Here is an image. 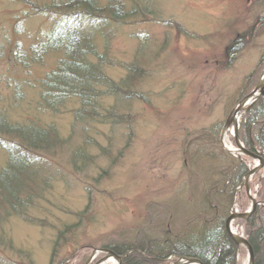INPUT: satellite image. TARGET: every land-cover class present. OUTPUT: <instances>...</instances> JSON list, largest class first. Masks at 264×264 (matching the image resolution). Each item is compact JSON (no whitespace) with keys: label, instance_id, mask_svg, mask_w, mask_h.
Returning a JSON list of instances; mask_svg holds the SVG:
<instances>
[{"label":"rangeland","instance_id":"rangeland-1","mask_svg":"<svg viewBox=\"0 0 264 264\" xmlns=\"http://www.w3.org/2000/svg\"><path fill=\"white\" fill-rule=\"evenodd\" d=\"M121 2L122 11L131 14L108 23V39L97 38L106 54V81L97 86L99 115L91 119L77 117L76 98L59 111L40 109L41 89L30 83L55 67L57 54L46 55L32 72L9 60L12 42L22 41L28 51L59 13H36L33 4L0 0V115L21 124L35 119L53 125L64 139L37 152L44 164L33 172L43 189L31 192L23 214L0 204V264H86L106 245L199 231L216 203L231 210L239 199L234 207L239 212L251 206L244 186L234 191L231 203L220 192L234 166L220 133L264 70V0ZM26 7L29 17L23 18ZM15 26L21 33L13 39ZM261 123L251 125L250 135ZM225 141L236 146L233 135ZM1 144L0 168L8 159ZM260 182L257 200L264 199V177ZM244 222L236 219L233 227L247 235ZM247 257L241 247L235 259L247 264Z\"/></svg>","mask_w":264,"mask_h":264},{"label":"trees","instance_id":"trees-1","mask_svg":"<svg viewBox=\"0 0 264 264\" xmlns=\"http://www.w3.org/2000/svg\"><path fill=\"white\" fill-rule=\"evenodd\" d=\"M13 1L24 2L27 6L34 3L30 0ZM121 3V0H109L106 5L101 4L100 0H52L48 7H42L45 4L41 5V2L37 6L32 5L36 13L58 12L59 19L43 38L40 37L29 46L28 51L22 41L12 42L8 56L9 60L21 64L23 70L32 72L31 69L35 65L43 63L46 55H58L55 67L42 78L30 83L32 87L38 86L41 89V97L38 100L40 109L59 111L69 99L76 98L81 104L76 109L78 118H82L84 114H88L91 119L98 117L99 105L95 98L99 92L98 84L103 85L106 81L103 64L107 59L105 50L99 51L97 38L103 35L108 39L111 31L107 30L108 23L121 22L131 14L129 11H122L124 5ZM67 8L71 11H67ZM27 9L28 7L23 18L29 17ZM16 25L19 27L20 22ZM20 31L15 26L13 39L18 37ZM130 69L134 71L133 66L128 67V70ZM130 77L132 76L129 75L128 78ZM109 83L107 86L111 87V81ZM117 89L122 91L121 88L116 87ZM18 99L21 100V97ZM241 122L240 137L248 148L252 146L249 132L251 125L254 122H262L254 127L252 138L254 143L264 150V99H258ZM63 140L53 125L46 127L35 119L21 124L0 115V143L8 155L7 162L0 168V204L3 207L11 206L15 213L23 214L25 206L32 201L31 192L39 187L43 189L38 182V174L33 172L34 166L44 164L38 160L37 152L49 151L52 146ZM81 153L80 150L79 154ZM228 156L234 161L233 176L226 177V185L219 188L221 187L220 192L224 199L231 203V195L248 172V167L244 160L229 154ZM83 157L84 152L81 158ZM208 196L209 193L205 198L208 199ZM210 203L211 200L206 202L207 207ZM214 207H217L216 212L205 220L199 231L173 238L140 240L136 244L106 245L105 248L121 255L122 264H165V260L171 255L198 258L204 264H238L235 259L238 247L224 228L230 209L221 203L214 204ZM246 225L256 264H264L263 210H257Z\"/></svg>","mask_w":264,"mask_h":264},{"label":"water","instance_id":"water-1","mask_svg":"<svg viewBox=\"0 0 264 264\" xmlns=\"http://www.w3.org/2000/svg\"><path fill=\"white\" fill-rule=\"evenodd\" d=\"M264 98V70L261 74V77L254 87V89L247 94L244 98L239 100L238 104H236L233 109L231 110L223 128L221 131V144L224 145V138L229 132V129L233 127L234 133H235V142L238 146V149L231 150L225 147V149L232 153H243L246 154L256 160H258V163L254 168L249 170V173L245 175V178L243 182L240 184V188H242L244 185L246 187V190L248 192V196L252 200V208L246 212L243 213H234L232 212L230 216L227 217L225 221V227L227 233L229 234L230 238L235 242V244L238 246V248H245L248 252V264H256L255 262V253L254 249L249 242L248 238L241 237L240 235L234 233L231 230V222L234 219H241L243 221L247 220L256 210L258 205H261L264 208V201H257L254 197H252L250 193V178L254 173H257L262 167H264V158L262 157V152L253 153L252 151H247V149L244 147L243 143H241V139L239 137V128H240V121H242L244 115L250 110V108L256 103L258 99ZM240 190V189H238ZM235 201V198H234ZM98 253H105L104 257H102L97 263L95 264H104L109 259H113L117 261V264H122V256L119 254H116L114 251L109 249H96L90 257L87 260L86 264H91L93 257ZM172 264H204L200 259L193 258V257H181L178 260L174 261Z\"/></svg>","mask_w":264,"mask_h":264},{"label":"bare ground","instance_id":"bare-ground-1","mask_svg":"<svg viewBox=\"0 0 264 264\" xmlns=\"http://www.w3.org/2000/svg\"><path fill=\"white\" fill-rule=\"evenodd\" d=\"M114 262V260L113 259H109V260H107V262H105V264H107V263H113Z\"/></svg>","mask_w":264,"mask_h":264}]
</instances>
